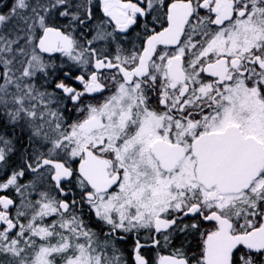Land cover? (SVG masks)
Wrapping results in <instances>:
<instances>
[{"label": "snow or ice", "instance_id": "obj_1", "mask_svg": "<svg viewBox=\"0 0 264 264\" xmlns=\"http://www.w3.org/2000/svg\"><path fill=\"white\" fill-rule=\"evenodd\" d=\"M0 264H264V0H0Z\"/></svg>", "mask_w": 264, "mask_h": 264}]
</instances>
